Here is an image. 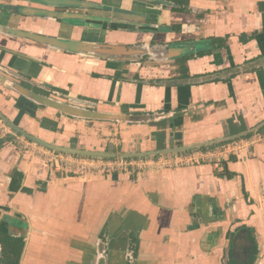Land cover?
<instances>
[{
  "label": "crops",
  "instance_id": "crops-1",
  "mask_svg": "<svg viewBox=\"0 0 264 264\" xmlns=\"http://www.w3.org/2000/svg\"><path fill=\"white\" fill-rule=\"evenodd\" d=\"M77 1L100 8L0 0V111L27 133L88 151L106 152L113 144L119 154L137 146L143 152L169 148L177 134L184 146H192L264 122V0H190V14L173 13L160 2ZM42 11L90 19L77 27ZM112 26L117 30L105 29ZM174 26H181L180 32ZM29 35L164 49L210 38L228 41L226 48L203 52L211 56L188 62V79L197 84L167 87L157 84L177 80L179 59L111 62L46 47ZM243 35L254 38L242 43ZM30 86L89 111L163 120L72 118L17 90ZM254 135L236 142H251ZM233 143L215 147L224 150L218 156L225 172L211 161L139 176H75L51 168L13 138L5 141L0 264L8 252L7 236L23 246L19 264H264V141L230 153L226 148Z\"/></svg>",
  "mask_w": 264,
  "mask_h": 264
},
{
  "label": "water",
  "instance_id": "water-1",
  "mask_svg": "<svg viewBox=\"0 0 264 264\" xmlns=\"http://www.w3.org/2000/svg\"><path fill=\"white\" fill-rule=\"evenodd\" d=\"M139 4H154L156 2L162 3L164 7L170 6L167 2L158 1V0H134ZM44 5L48 7H55V8H100V6L95 4H90L82 1L77 0H44ZM31 13V12H30ZM44 17H51L56 18L59 22L63 24H68L71 26H84L82 24V20H88L90 17L79 15V14H70L68 12L59 13L53 11H42L41 12ZM82 21V22H81ZM110 24H116L115 20H109ZM94 26L97 24H93ZM148 28L150 25H146ZM110 30H117L116 27L112 26L111 28H105ZM172 28H168L170 30ZM162 30L166 31V29ZM160 30V31H162ZM149 31V30H148ZM31 39L36 40L37 42L43 44L46 47H52L64 52L69 53H76L86 57H96L101 58L103 60H108L111 62H119V63H132V62H139L143 60L145 57H153L157 61L162 60H171V59H181L191 55H196L199 53H203L204 51H212L216 45H212L210 40H205L202 42H194L190 44H180L183 47H174L173 49H164L165 47L157 46V45H136V46H116V45H96V44H84L79 42H72L68 39H59V38H52V37H41L36 35H29ZM219 47V46H218ZM216 80V78L212 79L209 78L207 82H212ZM206 82V81H204ZM143 83V82H142ZM197 84L196 82H192V79H184V80H176V81H163L158 83L157 85L167 86V87H181L187 85ZM17 90L24 95L28 100L35 103L38 106L42 107H49L58 110L60 113L67 115L72 118L77 119H86V120H104V121H111L115 123H141V122H160L162 120H158V118H150L148 120L141 121L136 117L133 116H126V115H112L97 111H89L84 108H79L76 106H72L70 104H64L60 101H57L50 97V94L56 93L54 91H48L44 89H39L34 86H30V89L26 90L25 88H17ZM45 93L41 94L39 93ZM58 94V93H57ZM60 96V95H59ZM165 119V118H164ZM0 120H2L7 126H9L15 134L20 135L27 140L37 144L40 147L46 148L48 150L70 155V156H78L83 158H90V159H152L157 157H168L174 155H181L188 152L199 151L203 149H210L213 147L220 146L222 144L236 142L238 140H242L247 138L253 134H257L259 131L264 129V122L257 126L254 129L247 130L245 132L227 136L225 138L219 140H212L207 141L204 143L192 145V146H184L181 142L182 137L180 134H177L172 139V144L169 148H164L157 151L152 152H143L141 151L140 146L132 152H121L119 154L115 153V147L113 144L109 146L108 151L101 152V151H88V150H81L75 148H66L61 147L55 144L48 143L44 140H41L38 137H35L16 124L11 122L1 111H0ZM175 141H178L175 143ZM25 241V239H23Z\"/></svg>",
  "mask_w": 264,
  "mask_h": 264
},
{
  "label": "built area",
  "instance_id": "built-area-1",
  "mask_svg": "<svg viewBox=\"0 0 264 264\" xmlns=\"http://www.w3.org/2000/svg\"><path fill=\"white\" fill-rule=\"evenodd\" d=\"M12 138L32 156L47 162L51 168L57 171H67V173L75 176H83L85 174L114 175L120 173H129L132 176H139L144 172L177 169L200 165L211 161L217 165L220 172H225L222 165L223 159L218 156L219 154H223L222 151L224 150L218 151L216 148L188 152L186 155L157 157L152 159H90L65 155L40 147L26 138L15 134L9 126L0 120V142L11 141ZM252 138L253 140L251 142H235L227 146L226 149L230 151V153H236L237 150H241L250 144L262 142L264 141V132L258 133Z\"/></svg>",
  "mask_w": 264,
  "mask_h": 264
},
{
  "label": "trees",
  "instance_id": "trees-1",
  "mask_svg": "<svg viewBox=\"0 0 264 264\" xmlns=\"http://www.w3.org/2000/svg\"><path fill=\"white\" fill-rule=\"evenodd\" d=\"M168 2L171 6H166L164 8H166V9L170 8V10L173 13H178V14H190L191 13V11L189 10L190 0H168ZM180 30H181V26H174V31L180 32ZM253 38H254V36L252 38H248L246 35H243L240 38V41L242 43H248ZM208 40H210L212 42V45H219L221 48H226V43L228 41V37H226V38H210ZM211 55H212L211 52H207V53H202L198 56L192 55V56H188V57L179 59L177 62V65H178L177 75L175 78L177 80L178 79L183 80V79L191 78L189 75L188 62L190 60L196 59L198 57L201 58V57L211 56ZM60 91L63 93H66L63 90H60ZM233 124H234L233 121H230V128H233ZM242 129L246 130V127L243 126ZM263 132H264V129L261 130L259 133H263ZM158 137L160 139H162L163 134H160V136H158ZM250 137H247V138H250ZM3 145H4V142L3 141L0 142V149L3 147ZM210 149H215V147L210 148ZM203 150H207V149H203ZM217 175L223 176L224 173H218ZM6 239H8L10 241L7 240L8 244H9L8 245V252H7V254H5L6 258L5 257L3 258L4 260L2 261V264H19L20 255H21L23 246L17 244L16 239L11 238L10 236H7Z\"/></svg>",
  "mask_w": 264,
  "mask_h": 264
},
{
  "label": "flooded vegetation",
  "instance_id": "flooded-vegetation-1",
  "mask_svg": "<svg viewBox=\"0 0 264 264\" xmlns=\"http://www.w3.org/2000/svg\"><path fill=\"white\" fill-rule=\"evenodd\" d=\"M166 1H167V3H169L168 0H166ZM254 263H255V262H248V264H254Z\"/></svg>",
  "mask_w": 264,
  "mask_h": 264
}]
</instances>
